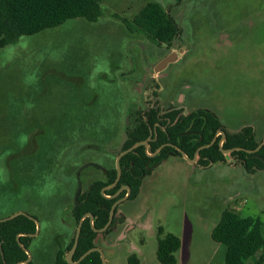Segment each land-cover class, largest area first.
Segmentation results:
<instances>
[{
  "label": "rangeland",
  "instance_id": "1",
  "mask_svg": "<svg viewBox=\"0 0 264 264\" xmlns=\"http://www.w3.org/2000/svg\"><path fill=\"white\" fill-rule=\"evenodd\" d=\"M152 2L181 27L170 48L133 28L134 17ZM181 51L177 62L154 72L162 59ZM98 98L126 99L135 110L156 102L163 110H209L231 131L252 126L264 135V0H104L96 22L71 20L0 48V219L18 212L37 217L41 235L28 248L36 264H54L63 249L67 239L57 244L55 237L71 233L73 193L57 190L58 180L45 191L39 171L52 153L40 150L27 158L37 137L29 131L49 132L57 117L58 132L64 117ZM102 160L87 163L101 166ZM101 178L98 169H85L83 191ZM226 207L264 226V171L248 174L230 156L208 167L171 156L143 180L136 199L120 205L123 223L96 245L108 264H129L132 254L139 264H158L162 227L181 239L177 264H224L226 249L211 233Z\"/></svg>",
  "mask_w": 264,
  "mask_h": 264
},
{
  "label": "trees",
  "instance_id": "2",
  "mask_svg": "<svg viewBox=\"0 0 264 264\" xmlns=\"http://www.w3.org/2000/svg\"><path fill=\"white\" fill-rule=\"evenodd\" d=\"M104 0H0V48L18 42L22 37L33 36L43 31L55 29L68 21L85 19L96 22L102 16ZM139 35L158 46L172 47L180 37L182 30L176 19L161 4L152 2L146 5L132 21ZM126 99L106 102L99 99L89 105H83L80 113L70 115L66 121H61L62 128L57 132L53 117L49 123L51 129L33 130L37 137L29 144L27 158L36 156L37 152H51L50 160L45 158L44 165L39 171L40 179L45 182V191L51 190L53 182H58L57 190L72 189L71 176L85 163L101 157L105 164L104 178L96 180L89 190L80 198L81 206L76 212L77 223L86 213L94 216V227L103 228L109 219V213L115 200H109L102 195L105 187L112 185L117 178L114 152L121 136L128 134L124 150L132 148L136 143L147 141L145 146L136 148L125 155L120 163L122 177L119 185L106 191L105 195L114 194L121 186L131 188L130 199H136L141 191L143 180L150 176L153 170L171 156H183L173 147H164L156 157L155 153L161 146L172 144L182 149L189 159H194L197 150L208 146L222 123L209 110H194L188 115L181 111L164 110L156 103L147 110H135V105ZM83 110V112H82ZM88 111V113H87ZM127 118L130 125H126ZM68 124V126H65ZM201 150L198 153V165L208 167L210 164L227 163L228 159L220 150L219 143ZM35 141V142H34ZM264 141V135L259 137L252 126H245L236 134H228L223 142V149L232 150L243 148L253 151ZM52 146V147H51ZM148 151V152H147ZM248 174L264 171V146L255 154L245 151H233L230 154ZM39 168V169H41ZM33 170V169H32ZM82 175V174H81ZM72 178V179H73ZM52 179V180H51ZM55 184V183H54ZM58 191V192H60ZM126 192L122 196H124ZM263 223L260 219L245 217L232 207H226L220 216L218 224L211 233L212 240L226 249L224 264H249L252 259H258L253 264L264 263V234ZM112 230V226L108 232ZM36 223L26 216L20 215L15 219L0 224V264H19L28 258L20 247L17 236L34 234ZM99 234L90 225L89 219L84 222L81 231L74 262L92 248H95ZM23 245L29 248V237H20ZM74 239L66 248L58 250L54 264H69L64 254L70 250ZM181 239L160 227L158 230L157 261L158 264H177V253L181 249ZM129 264H139L136 254L128 257ZM80 264H102L100 254L94 252Z\"/></svg>",
  "mask_w": 264,
  "mask_h": 264
},
{
  "label": "water",
  "instance_id": "3",
  "mask_svg": "<svg viewBox=\"0 0 264 264\" xmlns=\"http://www.w3.org/2000/svg\"><path fill=\"white\" fill-rule=\"evenodd\" d=\"M181 54H183V51H181L180 53H176V52L171 53L170 55H168L167 57H165L164 59H162V60H161L156 66H155L154 72H155L156 74L161 73V72L164 71V70H165L170 64L177 62V61L181 58ZM126 125L129 126V118H127V120H126ZM220 134L222 135V139H221V141H220V143H219V147H220L221 152H222L223 154L226 155V157H227L228 160H229V156H230V154H231L233 151H245V152H247V153H249V154H255V153H257V152H258V151L264 146V141H263V142H262V143H261V144H260L255 150H253V151L245 150V149H243V148H235V149H232V150H225V149H223V142L225 141L227 134H231V135H232V134H235V133H229V132H227L226 130H222V131L220 132ZM216 140H217V136L213 139V141H212L208 146H205V147H201V148H199V149L197 150V153H196L195 158L192 159V160L189 159V157L186 155V153H185L182 149H180L179 147H177V146H175V145H172V144H166V145L162 146L157 152H159L161 149H163L164 147H167V146H169V147H173L175 150H177V151L183 156V158H184L188 163H195V162L197 161V159H198V153H199L201 150L205 149V148H210V147H212V146L216 143ZM127 141H128V134H127V132H124V133L122 134V136H121L120 144H119L118 148L115 150L116 153H119V155H118L117 158H116L117 178H116V181L114 182V184H113L112 186H110L109 188H107V189H112V188H114V187L119 183V181H120V179H121L122 171H121L120 163H121L122 158H123L125 155H127L128 153L133 152L136 148H138V147H140V146H145L146 148L148 147V142H147V141H143V142L136 143L132 148H130V149H128V150H124V146H125V144H126ZM157 152H156V153H157ZM156 153L153 154V156H155ZM91 165H92V164H86V165L82 166L81 169L79 170L78 174H80L84 169H86L87 167H89V166H91ZM78 181H79V186H78L77 192H76V194H75V198H74L76 203H77V201H78V197H79V195H80V193H81V189H82V183H81V180L79 179ZM107 189H105V190H107ZM122 189L127 190L128 193H127V195H126L123 199L117 201V202L112 206V209H111V211H110L109 221H108L107 225H106L103 229H96V228L94 227V225H93V215H91V214L88 215V216L91 218L92 228H93V230H94L95 232H100V233H102V232L106 231V230L109 228V226L111 225V223H112V221H113V217H114V213H115V210H116L117 205H118L119 203H121V202L126 201V200L129 198V196L131 195V188H130V187L125 186V187H123ZM105 190H104V191H105ZM104 191H103V192H104ZM20 215H23V216H26V217L30 218L31 220L35 221L36 224H37V231H36L35 234H22V235H18V237H17L18 244L20 245V247H21V248L27 253V255H28V259H27L25 262H23V264H28V263H30L31 260H32V255H31V253L28 251V249H27V248H26V247L20 242V239H19V238H20L21 236H28V237H36V236H38L39 231H40V225H39V222H38L36 219H34L33 217L29 216L28 214H26V213H24V212H18V213L13 214V215H11V216H9V217H6V218H3V219H0V224H1V223L8 222V221H11V220L15 219L16 217H18V216H20ZM84 219H85V217L80 221L79 226H78V228H77V233H76V237H75V242H74V245H73V247H72V250H71L70 253L65 257V258H66V261H67L69 264H78V263H79V262H74V261H73V255H74V253L76 252L77 247H78V244H79V238H80V233H81V229H82V225H83V221H84ZM94 252H98V253H100V255H101V259H102V264H107V260H106V258H105V256H104V253H103V251H102L100 248H93V249L89 250L87 253H85V254L81 257L80 261L84 260L86 257H88L90 254H92V253H94ZM1 254H2V258H3L4 264H7V263L5 262V260H4L3 252H1Z\"/></svg>",
  "mask_w": 264,
  "mask_h": 264
},
{
  "label": "flooded vegetation",
  "instance_id": "4",
  "mask_svg": "<svg viewBox=\"0 0 264 264\" xmlns=\"http://www.w3.org/2000/svg\"><path fill=\"white\" fill-rule=\"evenodd\" d=\"M170 55V54H169ZM156 103H158V102H156ZM155 103V104H156ZM158 105L161 107V104H160V102L158 103ZM154 106V105H153ZM162 108V107H161ZM186 108V107H185ZM185 108L184 109H182V108H179V107H171V108H168V109H166V110H164L163 112H169V111H171V110H177V111H181L182 112V114H184V115H188V114H190V113H188V112H185ZM216 115V114H215ZM217 116V115H216ZM222 130H226L227 132H229V133H237V132H230V131H228L227 130V128L225 127V126H223V124H222V126H221V129H220V131L219 132H217V134H216V136H217V139H218V137L219 136H221V139H222V135L220 134V132L222 131ZM228 135V134H227ZM231 135V134H230ZM233 135V134H232ZM215 136V137H216ZM214 137V138H215ZM227 137V136H226ZM213 141V140H212ZM217 141V140H216ZM221 141V140H220ZM120 144V143H119ZM119 146V145H118ZM164 146V145H163ZM125 147V146H124ZM148 147H149V145H148ZM148 147L146 148V150H148ZM162 147V146H161ZM160 147V148H161ZM168 147V146H167ZM118 148V147H117ZM159 148V149H160ZM158 149V150H159ZM116 150V149H115ZM115 150H114V152H115ZM157 150V151H158ZM162 150V149H161ZM160 150V151H161ZM156 151V152H157ZM159 151V152H160ZM148 152V151H147ZM155 152V153H156ZM159 152H157L156 153V155L155 156H153V154H155V153H153L152 155H150L152 158H154V157H156L157 156V154L159 153ZM116 153V152H115ZM118 155H119V153H117ZM117 158V157H116ZM185 160V159H184ZM103 161V160H102ZM107 159H105L103 162H102V164H101V166L100 165H96V164H93V163H85L84 165H86V164H92L91 166H89V167H94L95 169H98V171L103 175V178H104V170H105V164L107 165ZM83 165V166H84ZM161 165V164H160ZM115 166H116V159H115ZM159 166V165H158ZM157 166V167H158ZM89 167H87V168H89ZM156 167V168H157ZM86 168V169H87ZM81 169V168H80ZM79 169V170H80ZM79 170H78V172H79ZM85 170V169H84ZM84 170L80 173V174H78V172L76 173V177L74 178V180H75V183H74V186H76V191L74 190V186H73V191H72V193H73V201H72V206L70 207V209H71V211H70V213H69V215H68V217H69V220H70V222H69V225H70V227H71V233L70 234H63V235H56V237L55 238H57V244H59V242L60 241H62V240H64V238H66L67 240H66V242L65 241H63L62 243V247L63 248H66V246H68L69 244H70V242L74 239V242H75V237H76V233H77V228H78V226H79V223H80V221L85 217V219H84V221H83V225H84V222L87 220V219H89V221H90V225L92 226V222H91V218L88 216L89 214H91V213H86V214H84L83 216H82V218L79 220V222L77 223V220H76V212H77V210H78V208L81 206V203H80V198L89 190V188H90V186L92 185V183H94L96 180H98V179H95L94 181H92V182H90V184L88 185V187H87V189L85 190V191H83V182H82V179H81V174L84 172ZM122 177V176H121ZM81 180V183H82V189H81V193H80V195H79V197H78V201H77V203L75 202V194H76V192H77V189H78V186H79V181L78 180ZM102 179V178H101ZM121 180V179H120ZM116 181V180H115ZM119 183H120V181H119ZM119 183L114 187V188H112V189H107V188H109L110 186H112V185H110V186H108V187H105L103 190H102V195H104L107 199H109V200H115V202L113 203V205L117 202V201H119V200H121V199H123L126 195H127V190H124V189H122L123 187H125V186H121L114 194H112V195H105V192L106 191H111V190H113V189H115L118 185H119ZM105 189H107V190H105ZM105 190V191H104ZM104 191V192H103ZM124 192H126V194L124 195V196H122L123 194H124ZM131 196V195H130ZM130 196H129V198L127 199V200H131L130 199ZM126 200V201H127ZM125 202V201H124ZM124 202H121V203H119L118 205H117V207H116V210H115V213H114V217H113V221H112V223H111V225L109 226V228L112 226V230L110 231V232H108V230H109V228L106 230V231H104V232H102V233H100V232H96V233H98L99 234V236H98V238L100 237V235H108L109 233H111V232H113L114 230H116V228L118 227V223H123V220H124V216H126L123 212H122V216L121 217H119L118 216V212L120 211L119 210V207H120V205L122 204V203H124ZM112 205V206H113ZM33 207H35V206H33ZM32 208V207H31ZM111 209H112V207H111ZM111 211V210H110ZM26 214H28L29 216H31V217H33L34 219H36L38 222H39V220L37 219V217L35 216V215H31V214H29V213H26ZM91 215H93V214H91ZM109 216H110V213H109ZM128 217V216H127ZM30 219V218H29ZM71 219H73L74 220V222H75V224H76V230H75V232H74V235H73V237H72V220ZM108 221H109V219H108ZM35 222V221H34ZM68 222H66L65 221V223H68ZM36 223V222H35ZM108 223V222H107ZM39 225H40V222H39ZM83 225H82V227H83ZM93 225H94V216H93ZM107 225V224H106ZM105 225V226H106ZM104 226V227H105ZM103 227V228H104ZM103 228H101V229H103ZM52 231H51V233L52 234H56V232H55V230L52 228L51 229ZM36 231H37V224H36ZM81 231H82V229H81ZM36 233V232H35ZM34 233V234H35ZM20 235H22V234H20ZM40 235H41V226H40V231H39V234H38V236H36V237H29V238H31L32 239V241H30L29 242V246H30V243H32L33 242V240H35V239H37L38 237H40ZM18 237V236H17ZM21 237H28V236H21ZM80 237H81V233H80ZM20 239V238H19ZM79 240H80V238H79ZM157 240H158V237H157ZM21 242V241H20ZM97 242V241H96ZM61 243V242H60ZM74 245V244H73ZM25 246V245H24ZM26 247V246H25ZM73 247V246H72ZM27 248V247H26ZM78 248V247H77ZM95 248H98L97 246L95 247ZM28 249V248H27ZM93 249V248H92ZM72 250V248L70 249V250H68V251H66L65 252V254H64V258L70 253V251ZM91 250V249H90ZM29 251V250H28ZM30 252V251H29ZM76 252H77V250H76ZM76 252L74 253V255H73V261H74V257H75V255H76ZM88 252V251H87ZM86 252V253H87ZM27 254V253H26ZM100 254V253H99ZM56 255V254H55ZM91 255V254H90ZM28 256V255H27ZM83 256V255H82ZM81 256V257H82ZM81 257L77 260V261H75V262H79L78 264H80L82 261H80V259H81ZM100 257H101V255H100ZM87 258V257H86ZM85 258V259H86ZM28 259V258H27ZM26 259V260H27ZM55 259V258H54ZM84 259V260H85ZM26 260H24V261H22L21 263H19V264H23V262H25ZM65 260H66V258H65ZM102 260V259H101ZM28 264H36V263H34V261H33V257H32V260H31V262L30 263H28ZM107 264H108V262H107Z\"/></svg>",
  "mask_w": 264,
  "mask_h": 264
},
{
  "label": "crops",
  "instance_id": "5",
  "mask_svg": "<svg viewBox=\"0 0 264 264\" xmlns=\"http://www.w3.org/2000/svg\"><path fill=\"white\" fill-rule=\"evenodd\" d=\"M182 56V55H181ZM228 131H230V132H234V131H231V130H229V129H227ZM238 132V131H237ZM218 164H222V163H218ZM212 165V164H211ZM216 165V164H215Z\"/></svg>",
  "mask_w": 264,
  "mask_h": 264
}]
</instances>
